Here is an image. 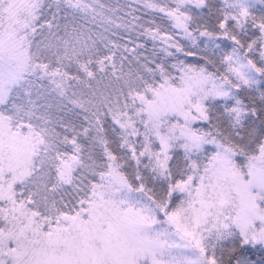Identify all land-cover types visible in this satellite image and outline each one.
<instances>
[{
	"label": "snow or ice",
	"instance_id": "6c2138e0",
	"mask_svg": "<svg viewBox=\"0 0 264 264\" xmlns=\"http://www.w3.org/2000/svg\"><path fill=\"white\" fill-rule=\"evenodd\" d=\"M0 264H264V0H0Z\"/></svg>",
	"mask_w": 264,
	"mask_h": 264
},
{
	"label": "trees",
	"instance_id": "16d2710c",
	"mask_svg": "<svg viewBox=\"0 0 264 264\" xmlns=\"http://www.w3.org/2000/svg\"><path fill=\"white\" fill-rule=\"evenodd\" d=\"M149 47H150V45H149Z\"/></svg>",
	"mask_w": 264,
	"mask_h": 264
}]
</instances>
